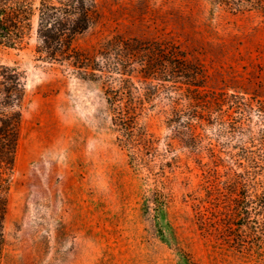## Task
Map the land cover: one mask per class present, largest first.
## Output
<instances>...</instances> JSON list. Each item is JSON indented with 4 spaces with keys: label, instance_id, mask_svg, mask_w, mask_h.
<instances>
[{
    "label": "rangeland",
    "instance_id": "obj_1",
    "mask_svg": "<svg viewBox=\"0 0 264 264\" xmlns=\"http://www.w3.org/2000/svg\"><path fill=\"white\" fill-rule=\"evenodd\" d=\"M37 27L36 14L25 47L0 45V61L25 76L0 264H264V201L243 244L203 231L195 203L206 191L195 155L179 145L178 165L158 186L118 143L103 80L40 58ZM114 36L177 46L201 68V94H239L236 150L243 160L245 149L264 153V7L97 0L95 21L73 47L95 58ZM167 102L158 97L142 119L161 148L171 133L161 123ZM202 122L197 131L214 137V125Z\"/></svg>",
    "mask_w": 264,
    "mask_h": 264
},
{
    "label": "trees",
    "instance_id": "obj_2",
    "mask_svg": "<svg viewBox=\"0 0 264 264\" xmlns=\"http://www.w3.org/2000/svg\"><path fill=\"white\" fill-rule=\"evenodd\" d=\"M214 1L236 10L264 7V0ZM36 14V51L40 58L69 61L85 76L103 80L117 141L128 150L131 162L146 171L158 186L166 185L163 177L167 167L178 165L181 158L178 146L186 147L188 156L194 154L203 171L206 195L197 196L195 203L199 227L209 234L223 235L228 241H247L248 232L260 224L252 213L262 211L256 202L264 201V153L245 149L244 162L236 150L234 137L242 131L235 115L239 94H201V68L171 44L114 36L103 44L98 57L79 54L73 39L95 21L97 0H0V45L25 47ZM24 96L23 72L0 61V260ZM158 97L168 101L161 112V123L171 132L164 148L160 147L162 137L142 120ZM203 119L214 125V137L197 131ZM204 156L209 161L203 162ZM158 189L163 201L166 193Z\"/></svg>",
    "mask_w": 264,
    "mask_h": 264
}]
</instances>
